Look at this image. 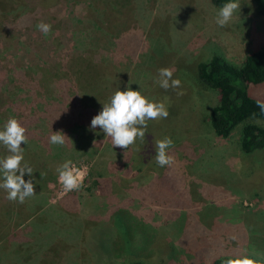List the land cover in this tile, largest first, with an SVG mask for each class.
Returning a JSON list of instances; mask_svg holds the SVG:
<instances>
[{"label": "rangeland", "instance_id": "374dc122", "mask_svg": "<svg viewBox=\"0 0 264 264\" xmlns=\"http://www.w3.org/2000/svg\"><path fill=\"white\" fill-rule=\"evenodd\" d=\"M110 1L104 7L86 0H26L36 11L33 20L12 37L0 32V108L12 91L9 81L1 85L8 72L32 79L44 75L48 92L69 74L84 84L81 77L91 69L109 81L102 87L107 101L127 86L163 102L169 115L148 121L141 158L130 164L98 127L78 122L73 129L74 120L65 124L58 116L55 125L63 122L59 131L70 141L51 145L48 138L44 145L37 140L29 144V166L43 174L40 178L33 170L32 179L40 181L43 197L39 203L35 196L22 204L14 201L10 221L21 207L30 214L18 220L16 229L38 221L26 226L25 234L40 237L36 242L48 238L45 246L34 247L39 264H210L218 257L252 254L264 259V149L244 155L237 133L224 140L213 135L207 121L212 97L194 76L209 49L239 63L264 42V17L249 0L236 1L240 9L225 27L215 23L218 9L209 0H129L126 7L120 0ZM109 8L138 14L134 27L141 41L119 35L131 26L125 20L113 21L112 32L103 38L91 33L88 24L101 23ZM41 22L51 25L48 35L37 29ZM161 68L173 70L179 89L165 90L156 83ZM254 93L264 98V86ZM100 105L95 104L96 115ZM164 137L173 140L167 151L174 162L160 167L156 141ZM66 160L83 174L79 190L66 191L58 181L56 168ZM43 223L46 232L40 228Z\"/></svg>", "mask_w": 264, "mask_h": 264}, {"label": "trees", "instance_id": "16d2710c", "mask_svg": "<svg viewBox=\"0 0 264 264\" xmlns=\"http://www.w3.org/2000/svg\"><path fill=\"white\" fill-rule=\"evenodd\" d=\"M86 1H88L87 4L89 5H104V7L111 3L110 0ZM236 1L209 0L210 4L217 9L224 3ZM128 2L129 0H120V4L122 3L123 6ZM131 2H134V0H131ZM249 2L255 13L260 17H264V0H249ZM41 5L45 6L46 2L42 1ZM35 13V9H29L26 0H0V32L4 31L8 35L7 37H12L18 29L28 26L30 20H33ZM137 15V13L135 14L131 11L121 12L118 8H109L103 14L105 17L103 21H100L101 23L96 24V21L95 23L90 22L88 27H90L91 33L97 31L98 36L103 38V35H108L112 32L115 21L125 20L131 22V26L129 25L128 28H125L126 33L121 29L119 35L125 39H134V36H136L141 41L139 30L136 29L137 26L134 27V22H137ZM77 33L81 34L82 32L79 31ZM129 51L134 55L136 45L131 47ZM137 56L138 62L141 63L139 61L141 49ZM96 67L94 65L93 68L95 69ZM194 76L198 85L206 88L212 97L213 103L209 108L207 121L213 135L216 138L224 140L228 139L234 132L237 133V146L239 151L244 155L264 149V113L257 106V101L264 102V98L254 93V90L264 86V42L258 44L253 50L246 52L239 63L228 60L216 48L209 49L208 56L196 64ZM62 78H64V82L52 85L51 90L48 92L44 90L46 83L44 75L32 79L27 76L24 77L20 71H15L13 73L8 72L1 81V85L3 82L9 81L12 91L10 92L11 95L2 103L0 108V129L3 128V125L10 117L16 118L21 126L26 129L28 142L25 145H21L24 148L23 163L26 162L28 165L31 163L32 157L28 155L29 151L26 150L31 142L33 143L37 140L40 141L39 144L44 145L52 132L61 130L60 126L63 122L70 123L74 120V122L70 123L73 129L77 127L74 125H77L78 122L81 124L85 122L86 127L91 128V119L99 109L96 108L95 104L103 105L107 102L106 95L102 92V87L103 84H108L109 81L103 79L102 76H97L96 70L92 71L89 69L87 76L81 77V80H84V84L80 83L76 74H69ZM94 87L98 88V90L94 91V94H90ZM101 105L98 107H102ZM58 116L62 117L63 121L61 124L59 123L60 126L55 125L56 122H54ZM55 127H57V130H54ZM109 144H106L103 148H98V146L96 148L102 154V151ZM1 147L4 148L7 155V149L3 145ZM115 148L113 147L114 151L122 154L124 160L129 162V164L139 161L141 158V140L139 138L127 150L119 151L121 148H116V150ZM138 157L139 159H137ZM32 169L36 171L35 173H38L40 178L43 176L40 171L35 168ZM26 175L24 177L25 181L28 180ZM45 178L40 180H46ZM33 182L34 185L38 184V186H35V199L39 203L42 201L43 196L41 192L44 189L41 187L40 181ZM6 196L5 190L0 189V259L3 264H39L40 256L38 255L39 253H36L34 247L38 249L40 246H45L48 243V238L45 235L41 242H36V239L40 237L33 238L25 234L26 226L34 225L38 221H29L23 229H16L15 225L18 220L28 217L30 211L21 207L11 222L10 213L12 211V204L15 203L6 199ZM42 220L45 221L43 217ZM44 224L40 228L43 229V232H46ZM238 257L242 256L218 257L211 259L210 264H222V261L226 258ZM247 257L255 260L257 264H264V259L256 255L252 254ZM29 261H32V263ZM128 264L155 263L147 262L146 260H131Z\"/></svg>", "mask_w": 264, "mask_h": 264}, {"label": "clouds", "instance_id": "9594fccd", "mask_svg": "<svg viewBox=\"0 0 264 264\" xmlns=\"http://www.w3.org/2000/svg\"><path fill=\"white\" fill-rule=\"evenodd\" d=\"M240 4L237 2L224 3L217 11L215 23L219 27H225L233 18ZM37 29L44 35L51 31V25L38 23ZM156 83L165 90L170 87L179 89L181 81L173 79L171 68L158 69ZM178 92L177 95H182ZM257 106L264 113V102L257 101ZM169 112L163 102L150 100L143 96L140 91L130 90L126 86L124 91L116 90L102 105L101 110L90 122V127L100 131L111 139L113 147L127 150L136 143L139 138L145 139V132L149 120L167 119ZM69 140L62 131L52 132L49 143L52 145H64ZM26 129L21 126L16 118L10 117L3 128L0 129V144L8 154L0 157V189L7 193L6 199L24 203L26 198L35 196V185L32 179L33 169L24 162V148L27 144ZM173 146L170 137L156 141L155 161L158 166H170L174 159L168 154V149ZM58 181L66 191L79 190L83 185V174L71 160H66L56 168ZM27 174L29 179L25 181ZM222 264H257L247 256L238 258H226Z\"/></svg>", "mask_w": 264, "mask_h": 264}]
</instances>
